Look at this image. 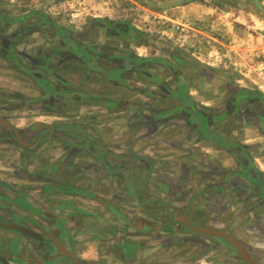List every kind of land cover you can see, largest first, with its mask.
I'll list each match as a JSON object with an SVG mask.
<instances>
[{
	"label": "crops",
	"instance_id": "crops-1",
	"mask_svg": "<svg viewBox=\"0 0 264 264\" xmlns=\"http://www.w3.org/2000/svg\"><path fill=\"white\" fill-rule=\"evenodd\" d=\"M185 7L188 18L209 20L204 5ZM42 18L26 22L66 30ZM130 33L105 45L148 59L145 72L175 92L162 70L170 65L190 101L73 59L55 64L42 90L0 59V264H264V132L231 114L237 106L264 119L260 72L238 63L250 83L226 85L235 97L227 116L197 120L193 109L226 98L204 96L179 52L124 45ZM93 36L80 44L102 45Z\"/></svg>",
	"mask_w": 264,
	"mask_h": 264
},
{
	"label": "rangeland",
	"instance_id": "rangeland-1",
	"mask_svg": "<svg viewBox=\"0 0 264 264\" xmlns=\"http://www.w3.org/2000/svg\"><path fill=\"white\" fill-rule=\"evenodd\" d=\"M189 3L211 10L209 20L188 18ZM0 9L31 21L47 15L82 35L80 41L101 36L96 19L122 22L131 30L124 45L143 42L163 55L179 52L204 96L225 98L232 78L250 83V74H239L238 63L249 73L251 67L258 69L264 93V0H0Z\"/></svg>",
	"mask_w": 264,
	"mask_h": 264
},
{
	"label": "flooded vegetation",
	"instance_id": "flooded-vegetation-1",
	"mask_svg": "<svg viewBox=\"0 0 264 264\" xmlns=\"http://www.w3.org/2000/svg\"><path fill=\"white\" fill-rule=\"evenodd\" d=\"M26 21L23 17L9 16L4 9H0V59L7 63L12 70L29 77L42 90L49 88L46 80L47 77L52 76L55 64L66 59H73L81 61L88 72L98 74L105 72L110 76H118L120 72L139 75L156 86L163 100L169 97H176L182 103L191 100L182 92L183 78L170 65L163 67L162 70L165 76L169 72L173 73L170 78L175 83V92L167 87L165 81L145 72L150 62L148 59H139L130 51H127L126 55H120L121 50L105 45L107 40L116 42L119 38H124L130 32V27L105 21L93 22L94 27L98 28L101 35L98 39L102 40V45L94 47V45L80 44L81 36L73 35L67 30L57 28L51 33L50 30L45 31L38 28V25L27 24ZM33 33L40 35L41 40L38 42L36 39L29 40V36ZM52 38L55 40L51 41ZM114 50L119 56L106 54V52H114ZM168 79L166 77V80ZM241 94L245 96V92L239 91L238 95ZM148 96L153 97V94L148 93ZM225 98L226 105L217 109L202 110V112L193 109L194 117L197 120L208 121L215 114L227 116L226 111H229L230 106L233 105L232 101L235 97L227 94ZM236 107L231 114H234L236 119L241 118L242 128L264 132V119H258L255 113L253 114L248 109L240 113L239 108L236 109Z\"/></svg>",
	"mask_w": 264,
	"mask_h": 264
},
{
	"label": "water",
	"instance_id": "water-1",
	"mask_svg": "<svg viewBox=\"0 0 264 264\" xmlns=\"http://www.w3.org/2000/svg\"><path fill=\"white\" fill-rule=\"evenodd\" d=\"M6 228L12 230V231H15L21 235H24V236H27V237H32V235H30V232L27 231L25 228L21 227V226H18V225H15V224H6L5 225ZM240 250V249H239ZM240 257L247 263H249V259L247 258V256L241 252L240 253Z\"/></svg>",
	"mask_w": 264,
	"mask_h": 264
}]
</instances>
